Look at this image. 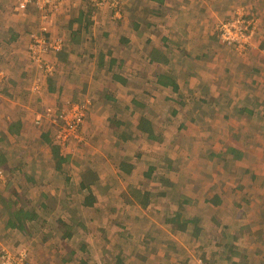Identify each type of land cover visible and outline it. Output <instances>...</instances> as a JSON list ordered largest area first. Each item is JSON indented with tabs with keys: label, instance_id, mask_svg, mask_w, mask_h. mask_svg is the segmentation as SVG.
Returning a JSON list of instances; mask_svg holds the SVG:
<instances>
[{
	"label": "rangeland",
	"instance_id": "374dc122",
	"mask_svg": "<svg viewBox=\"0 0 264 264\" xmlns=\"http://www.w3.org/2000/svg\"><path fill=\"white\" fill-rule=\"evenodd\" d=\"M68 1L59 6V11ZM115 1L119 2L118 9L123 13L122 1ZM214 2L219 14L214 18L208 17L206 21V30L211 36L204 51L206 56L201 61L187 59L193 66H188L185 72L176 65L156 67L148 61L151 47L156 48L163 32L171 31L172 17L168 11L161 18H156V2L133 1L134 16L126 24L117 22L122 17H114L116 9L112 10L108 5L95 7L110 10L115 23H112L113 26L124 25L116 35L127 34L126 29L134 27V22L140 26L128 35L132 39L131 45L120 44L123 53L130 55L124 68L113 69L109 74L111 77L124 71V76H133L129 88L124 89L125 84L119 82L116 92L112 90L115 84L106 80L98 85L108 87V92H98L93 88L97 101L95 104L92 102L93 109H89L91 98L70 97L55 103L54 109L47 110V113L40 114L37 124L49 122L55 135L57 126L61 125L57 120L59 114L67 112L72 103L84 104L86 114L89 112L80 130L85 139L63 145V151L70 155L63 162V170L55 169L54 158H44V166L37 167L40 172L45 169L57 175L46 182L28 184L26 198L34 203L42 201L44 196L40 195V190L49 186L57 190L54 202L44 212L38 204L39 217L28 224L25 234L5 231L1 224L0 253L3 250L24 251L32 264H62L61 255L69 252L63 247L67 244L76 250L74 264L83 257L88 264H99L102 259L110 262L118 255L125 264H264V252H259L264 251V242H250L249 238H242L235 222H229L237 209L236 215H245L242 219L245 218L246 223L241 224L246 228L252 221L259 220L258 226L262 231L259 237L264 236V60L255 64V58L250 53L255 48L259 26L252 34L250 47L242 53L222 45L218 29L221 22L242 8L257 18L258 25L259 19L257 12L252 10V0ZM5 8L12 10L10 3ZM258 9L264 11L261 5ZM35 11L32 12L36 15L33 21H24L17 16L7 19V14L0 19V71L6 74L0 92L3 88H10L11 94L23 98L22 102L26 101L24 92L28 91L30 97L26 104L31 107H36L45 93L41 80L47 69L50 66L55 68L53 51L43 47L34 49L32 36L40 33L50 45L60 39L53 30L52 19L59 11L48 20H43ZM14 26L20 32L19 40H8L10 32L7 29ZM44 26L47 28L44 29ZM193 29L200 34H194L196 38L206 39L205 35H201V29ZM34 30L31 34L30 31ZM172 32L174 35L184 33L176 28ZM192 46L195 54L201 56L202 48L195 43ZM19 51H23L22 54ZM261 56L264 59V53ZM243 62L251 64L241 66ZM194 67L199 74L196 83L189 76ZM163 69L172 71L182 80L186 78L188 82L182 83L177 92L171 91V87L161 88L156 81L159 70ZM8 75H12L9 80L20 76L21 83L6 82ZM37 85L41 87L37 88ZM113 92L117 100H113ZM132 96L136 97V102L131 100ZM246 106L253 109V113L238 111V108ZM174 109L176 113H172ZM142 116L155 123V134L159 136L157 140H150L147 133L136 129ZM108 118L113 123L119 120L121 124L116 129L111 128L110 124H114ZM125 135L131 137L125 139ZM230 145L241 148L244 154L239 158H236L237 154H226ZM122 161L133 164L131 171L119 168ZM87 168L97 174V179L90 191H81L80 175ZM18 174L23 178L29 172L22 168ZM168 177L174 180L173 186L163 181ZM22 178L18 181L22 182ZM0 180H3L2 176ZM130 186H134L135 190L141 188L152 192L146 206L132 202L136 195ZM160 191L167 194L159 195ZM91 192L95 196L94 203L85 205L83 202ZM184 200L187 203L182 204ZM186 216L200 217V220L196 224L190 223L184 231L179 227V219ZM61 217L70 218L76 224V230L70 237L62 239V244L59 242L62 233L50 227L56 218ZM42 218L46 220L48 237L40 229L44 221ZM79 219L83 220V226H79ZM226 223L230 225L227 232L237 233L239 230L235 235L237 240H234L238 246L242 243L245 248L256 247L251 257L249 252H245L248 256L241 253L242 248L238 251L240 255H236L237 251L230 247L233 238L222 232ZM215 233L221 240L219 249L226 254L219 251V259L222 260L212 259V254L203 259V244L207 239L210 245L215 244L216 240L212 237ZM83 243L87 246L85 251L80 249Z\"/></svg>",
	"mask_w": 264,
	"mask_h": 264
},
{
	"label": "crops",
	"instance_id": "0c3cea01",
	"mask_svg": "<svg viewBox=\"0 0 264 264\" xmlns=\"http://www.w3.org/2000/svg\"><path fill=\"white\" fill-rule=\"evenodd\" d=\"M20 1L21 0H0V19H4L7 14V19H10L12 16H17L19 18L21 17V19L24 21H33V19L35 20L36 15L32 13L35 11L33 7L29 6L27 10L21 9L18 7ZM121 1V5L123 4L122 10H124L122 13V20L117 22L120 24H126L128 20L134 16L133 8L135 9V7H132L131 4L133 1L137 2V0ZM151 1L156 2L157 19L161 18L160 16L164 15L163 13H166V11H168V14L172 18H170L171 31L166 30L163 32L162 37H160V41L158 44H156V48L151 47L148 61L152 64H155L156 67H161L163 64L165 66L167 65V67L170 65H176L178 67H182V72H185L188 66H193V63L187 62V59L201 61L205 58L206 54L204 51L207 50V41L211 37L209 36L210 32L206 30V21L208 17L214 18V16H218L219 13L216 12L218 11V7L214 4V0ZM252 1H254V7H252V10L257 12L259 27L255 35V48H253V51L250 53L252 56H254L255 64H257L258 62L264 60L263 56H261V54L264 53V11H260L258 9L260 5L264 8V0ZM8 3L11 4L12 10H6L5 5ZM26 11L28 13H25ZM111 14L112 13H110V10L107 8L97 9L89 7L85 0H70L66 2L59 13L54 14L52 18L54 22L53 30L55 31L56 37L60 36L58 38L62 39L63 43L62 50L59 52L62 53L64 51V54L63 57H61L58 56L59 52L56 53L53 51V62L55 63V68L52 72H47V74L41 80L42 88L45 89V93L41 98L42 100L38 101L39 103L36 107H31L30 104H26L28 98L30 97L28 91L24 92L26 101L24 100L22 102L21 100L23 98H19L18 94H11L9 90L10 88H3L0 92V172L3 179L0 180V225L2 224V228L4 227L5 231H11L12 233L23 232L25 234L27 229H29V227L27 229H20L9 224L10 216L6 207L7 204L16 200H18L19 204L28 202L30 200L29 198H26L28 197V184L46 182L49 180V178L57 175L53 171L46 172V170L43 169V171L40 172L37 169L38 166H44V158H56L54 155H52L51 151H49L52 144L54 143L52 141V125L47 121L43 122L42 125L37 124L38 121L36 120L41 117L40 114L47 113V110L54 109L55 103H59L60 100L70 97H85L86 99H88L87 97L91 98L93 101L90 100L91 102L89 109H93L91 106L93 103L95 104V102H97L95 100L96 95L92 93L93 88H95L98 92H108V87L98 85L99 83H105L106 80H110L109 82H111V84H115V86L112 84V90L116 92L119 88V82L125 84L126 87H124V89L129 88L131 78L133 76H124V71L120 75L116 74L113 76L112 74L111 77L109 74L112 73L113 69L118 71L124 68L125 62H127L130 55H128L126 52L123 53L120 48V44L126 43L131 45L132 39H130L129 36L140 26L138 23L134 22V27L126 29L127 34L116 35L118 30L124 27V25H120L118 27L113 26L112 23H115L112 22L113 20L111 19ZM8 22H10V20ZM58 24L59 26H56ZM55 26L57 27L56 30ZM16 27L17 26H14L13 29H7V31L10 32L8 40H19L20 32L18 29H16ZM193 27L201 29V35H205L206 39L199 40V38H196L194 34H200L194 30ZM175 28L177 30L181 29L184 33L181 35L175 33L174 35L172 31ZM31 32L32 31H30V33ZM137 33L140 35L139 30ZM13 43L11 44L12 46ZM194 43L195 45H198L202 48L203 53H201V56L195 54L196 51L192 48ZM154 50H156V60H152V52ZM22 52L23 51H19L18 53L22 54ZM191 56H193V58ZM16 59H18V56ZM23 63L25 64V61ZM247 64L250 66L251 62ZM247 64L243 62V65L241 64V66H246ZM195 68L196 67H194L193 71L189 75L193 78V83H196L199 79V74L197 71H194ZM115 73L116 72H114V74ZM163 73H170L176 77V80L180 86L182 83L188 82L186 78L182 80L179 78V76L174 75L172 71L163 69L159 70L156 81L161 86V88H163V86L160 84L159 76ZM11 77L12 75H8L6 82L11 81V83L18 84L22 81L20 76H15V80H9L12 79ZM30 86L28 89H30ZM170 87L172 91V85L164 88L169 89ZM19 94L21 95L22 93ZM112 94L115 96V92ZM134 98L136 97L132 96L131 100ZM113 100H117L116 96ZM109 109L112 110L111 107ZM58 113H60V111H58ZM87 114H89V112H87ZM87 114L84 118V121L87 119ZM108 120L109 122L112 121L109 118ZM110 125L112 126L111 128H118L116 125ZM84 129L86 128L84 127ZM86 134L88 136V132H86ZM63 152L67 158H70L69 153L65 151ZM22 168L29 172V174H25L23 178L20 174H18L20 171H18V173L15 172L19 169L22 170ZM19 178H22V182L18 181ZM5 179L8 180V183ZM4 181L6 182L5 184L3 183ZM40 193V195L44 196V198H47L46 194L56 195L57 190H53L48 186L40 190ZM44 198L42 199L46 201ZM27 208H36L39 210L36 203L33 204V206H30L29 204ZM43 208L44 207H42V209ZM49 209L50 208L43 210L46 211ZM46 219L47 221L49 220V218ZM43 220L42 226H44L46 223V220ZM78 221V223L81 222L80 219ZM258 221L259 220L252 221L251 225L247 226L246 228L243 224H241L242 222L246 223L245 221L238 222V225L235 224V226H238L242 238H249L250 242L263 243L264 236L259 237L258 232H255L259 227ZM54 222H56V220ZM54 222H52L53 225H50V227H54V229H57L62 233V230L60 229L62 226L60 224L56 225ZM45 226L47 227V225ZM45 230L46 229H44V231ZM46 233H48V231H46ZM215 235L216 233L212 237L216 239V242H220L221 240H218ZM234 240H237V238H233L231 242L232 247L237 251L236 255H240L238 252L240 248L243 249L240 251L241 253L249 252L250 257L256 250V247L245 248L242 243H240L238 246V242H235ZM59 242L62 244V237ZM203 246V255H205V258H207V256L210 257L209 254H212L214 256L212 259L216 258L217 260H222L219 259V251H221L223 254H226V252H224V250L221 248V250L219 248H215V244L214 246L210 245L208 239L203 244ZM212 248L218 249V251L212 252ZM259 249L257 251H259ZM259 252L263 253L264 251ZM66 254L67 253H65V255ZM245 254L248 256L247 253Z\"/></svg>",
	"mask_w": 264,
	"mask_h": 264
},
{
	"label": "trees",
	"instance_id": "16d2710c",
	"mask_svg": "<svg viewBox=\"0 0 264 264\" xmlns=\"http://www.w3.org/2000/svg\"><path fill=\"white\" fill-rule=\"evenodd\" d=\"M85 2L89 5V7H93V8L97 7V6H95L94 2L91 1V0H85ZM25 13H28V12L26 11ZM35 13H37V11H35ZM34 32H35V30L32 31L31 34L34 33ZM221 44L224 45L223 43H221ZM62 47H63V45H62ZM60 50H62V48ZM60 50H57L55 52L58 53ZM59 53H58V56L63 57L64 51L62 53H60V54ZM152 54H153L152 60L153 59L156 60V50H154L152 52ZM159 77H160L159 78L160 84L163 87H168L169 85L170 86L172 85L173 86V90L175 92L179 91L180 84L176 80V77H174L172 74L163 73ZM0 90H1V88H0ZM180 96H181V94H180ZM133 101L136 102L135 99H133ZM238 111L240 113H244V114L246 112H250V113L252 112L253 113V109H251V108H249L247 106L238 108ZM176 112H177V110L174 109L172 113H176ZM111 123H113V122L111 121ZM113 124L116 125V126H119L121 124V122L118 120V123H113ZM136 129H138L139 131H143V132L147 133L148 138L150 140H155V139L157 140L159 138L158 134L157 133L155 134V129H157V127H155V123L151 119H149L148 117L142 116L141 120L138 122V124L136 126ZM128 137H131V136L125 135V139H127ZM52 139H53L52 141L54 143L52 144L51 149L49 151H51L52 155H54L56 157V158H54V159H56V168L55 169L57 171L63 170V168H62L63 162L67 160V156L63 152V147L58 142H56L54 133L52 135ZM228 153H233V155L237 154L236 158H239V156L241 154H244V150H242L241 148L236 147L234 145L233 146L230 145L226 149V154H228ZM121 164H120L121 166H119V168L121 170H123V171L129 172L133 168V164H127L126 162H123V161L121 162ZM20 170L21 169L16 170V171L18 172ZM91 172H92L91 168H87L81 173V175H80V184H79V187H80L81 191L82 190H87V191L89 190L90 191L92 189L91 187L93 186V184L95 183V180L97 179V174L95 172H92V173ZM254 177H256V176H254ZM68 179H70V178H68ZM163 181H165L170 186H173L175 184L174 180H171L170 177L164 179ZM133 188H134V186L133 187L130 186V189L133 190V194L136 195L135 198H134V201H132V202L146 206L149 203L148 199H149V196L152 194V192L150 190H143V189L137 188V187H136L137 188L136 190H135V188L134 189ZM166 194L167 193H165L164 191H160L159 192V195H166ZM46 196H47V198L43 197L46 201L43 200V202H42L41 200H39V202L36 203L37 206H38V204L40 205V210L42 209V207H44L43 209H48L49 207H51V202H54L55 195H47L46 194ZM94 197L95 196H94V194L92 192L88 193V196L86 197V199L84 200L83 203L85 205H93ZM187 199H193V198L188 197ZM207 200H209V199H207ZM183 203H187V201L184 200V202L182 201V204ZM208 203L209 202H207V204ZM29 204H30V206L31 205L33 206V204H35V203L34 202L31 203V202L28 201L26 203L19 204L18 200H16V201H11V202H9L7 204L6 207H7V210L9 212V216H10L9 224L11 226L18 227L20 229H27L28 228V224L29 223H33V221H35V219H37L39 217V210H37L36 208L35 209L27 208V206H29ZM238 206L242 207L240 204H238ZM43 209H42V211L44 212ZM236 212H237V209H235L234 213H232L233 216L231 217V220H229V222H235V224L238 225V222L245 221V218L242 219L244 214L243 215H239L237 213V215H236ZM213 215H215V214H213ZM215 216H213V218H215ZM244 217H245V215H244ZM257 218L260 219L259 217H257ZM180 219H179V227L185 231V229H187V227H188V225L190 223L196 224L200 220V217L188 218L186 216L185 218L181 217ZM54 224H56V225L60 224L62 226V228H60L62 230V235H61L62 239H66V238L70 237L72 235L73 231L76 230V228H75L76 224L71 223L70 218H68V219H65V218H62V217L61 218H57L56 222H54ZM78 224H79V226H83V220H81V222L78 223ZM42 225L40 226L41 232L45 236L48 237L49 236V232L46 233V230L44 231L46 226L45 225L42 226ZM197 227H200V226H197ZM229 227H230V225L228 223H226L225 226L223 227V230H222L223 234L227 235V236H230L231 238L236 239L237 237H235V235L237 233H239V230H237V233H231V230H229L227 232V229ZM196 229H199V228H196ZM255 232H258V234L261 233L262 232L261 231V226L258 227ZM215 236L217 237V235H215ZM81 241L83 242V239ZM222 242L227 244V242H225V241H222ZM83 244L84 245L80 249H82V251H85L87 249V246L85 245V243H83ZM85 246H86V249H85ZM213 246H214V244H213ZM219 246H220V242H216L215 243V248H219ZM63 247L64 248H68L69 252L66 255L64 253L61 255V257H60L61 258V263L62 264H66V263L74 264V262L76 261L74 257H75V255H77L76 254V250H74V248L72 246H69L67 244L63 245ZM230 247L233 248L232 245H230ZM212 249H213L212 252L218 251V249H214V248H212ZM204 256L205 255H203L202 258L206 259V258H204ZM115 257L110 262H107L105 259H102L101 263H99V264H125V262H123V260H122L123 258L121 256L118 255L116 257V259H115ZM87 262H88V260L83 257V258H80L77 261V264H88ZM96 264H98V263H96Z\"/></svg>",
	"mask_w": 264,
	"mask_h": 264
},
{
	"label": "built area",
	"instance_id": "2783aa9c",
	"mask_svg": "<svg viewBox=\"0 0 264 264\" xmlns=\"http://www.w3.org/2000/svg\"><path fill=\"white\" fill-rule=\"evenodd\" d=\"M66 0H21L18 7L21 9H27L32 6L37 11L39 16L43 20H48L51 16L59 11V6ZM95 6L101 7L108 5L113 11L115 18H121V9H118L119 2L115 0H91ZM47 22V21H46ZM47 24V23H46ZM258 27V20L256 17L247 13L245 8L238 10L234 15L221 22L218 27L220 32V40L227 47H231L236 52H245L251 44L252 34L256 32ZM47 27L44 26V29ZM46 31V30H42ZM41 32V30H40ZM34 49H51L57 51L62 48V39H58L55 44L47 43L45 37H41L40 33L33 34L32 36ZM43 38V39H42ZM238 53V54H239ZM48 72H52L54 68L52 66L47 69ZM6 74L4 71H0V86L3 82ZM37 88H40L37 85ZM86 116V108L84 104L72 103L69 110L63 111L59 114L57 120L61 125L57 126V132L55 133L56 142L61 146L67 145L70 141L79 140L83 142L85 137L81 134V127ZM82 136V138H81ZM0 176H2L0 172ZM0 264H32L24 251L13 252L3 250L0 253Z\"/></svg>",
	"mask_w": 264,
	"mask_h": 264
}]
</instances>
